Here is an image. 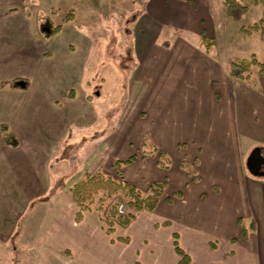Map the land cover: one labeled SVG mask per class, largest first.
I'll return each mask as SVG.
<instances>
[{"label": "crops", "instance_id": "1", "mask_svg": "<svg viewBox=\"0 0 264 264\" xmlns=\"http://www.w3.org/2000/svg\"><path fill=\"white\" fill-rule=\"evenodd\" d=\"M45 3L0 0V133L7 126L20 139L17 147L0 143V221L9 189L11 196L33 192L36 196L28 198L26 206L35 200L31 209L38 202L45 207L32 219L34 249L59 256L66 264H179L176 239L189 254V264H264V179H258L264 175V165L262 174L252 173L247 166L255 148H261L264 155V81L259 89L185 90L178 83L173 85L176 74L163 72V90H159L160 94L163 91V155L167 156L174 146L182 148L185 156L176 160V166H180L176 177H172L173 168L164 169L165 190L158 206L154 210L133 209L130 223L123 225L129 230L127 235L116 237L89 213L84 212L83 219L76 220L80 208L71 188L87 173L101 172L100 168L82 170L75 179L65 181V188H57L62 165L83 149V140L74 141L72 131L84 121L86 107L92 102L90 91L79 94L77 87L84 80L93 36L82 26L73 25L76 12L70 8L72 5L67 7L72 9V19L65 20V16L58 23L61 29L52 37L45 36L42 17L47 16L57 25L55 15L60 7L57 2L48 4L50 8ZM82 5L86 15H103V0H85ZM150 5L132 22L136 65L158 59L163 63V41L158 40L163 20L187 27L183 18H163V2L158 1L154 9ZM170 15H176L175 11ZM142 21L144 30L140 29ZM164 43L172 52L178 47L173 49L171 43ZM188 44L180 48L187 49ZM213 46L210 50L206 47V51L211 52ZM175 55L167 57V67L179 60L173 58ZM23 78L29 81L27 88L10 84ZM223 94L227 98L221 100ZM184 95L190 97L191 119L181 120L176 114L170 120L174 99L169 97ZM120 126L118 120L111 131ZM105 133L94 137L101 139ZM67 143L74 144L69 156L58 159ZM184 163L191 169L181 170ZM123 174L145 194L158 181H140L138 174L127 169ZM168 187L172 194L167 193ZM51 191L54 194L50 200L37 201ZM15 233L11 243L14 249L22 239V230ZM13 234L7 240L11 241ZM1 257L0 252V264Z\"/></svg>", "mask_w": 264, "mask_h": 264}, {"label": "rangeland", "instance_id": "2", "mask_svg": "<svg viewBox=\"0 0 264 264\" xmlns=\"http://www.w3.org/2000/svg\"><path fill=\"white\" fill-rule=\"evenodd\" d=\"M158 1L163 2V18L177 20L183 18L187 27L181 28L163 20V32L158 38L160 42L163 41V63L158 59L149 64L141 61L142 64L136 65L137 58L132 49V22L151 3L150 6L154 9ZM54 2L60 6L57 8L58 14L55 15L56 24L61 23L73 7L76 12L73 25L82 26L93 36V39L90 38L92 42L89 45L84 80L81 81V87H77L79 94L86 90L90 91L89 99L92 102L86 107L84 123L76 125L72 131L74 141L83 140V149L78 150L75 157L67 160L61 167L62 171L58 178L62 177L67 182L75 179V175L80 171L89 172L95 168H100L101 172L94 173L118 179H121V175L117 172L127 169V172H135L138 174L137 177L141 178L140 181L145 182L149 180L163 182L165 170L173 168L172 177H176L175 173H178L176 170L180 167L176 166V160L184 157L185 152L182 148L176 149L171 146L169 149L171 154L163 155V91L162 94L159 92L163 90V72L176 74L177 79L172 80L173 85L178 83L177 85L185 90L195 87H209L211 90L218 88L221 91L246 87L259 89L264 81L258 73L257 65L253 66L249 78H233L229 73L232 60L250 58L252 54L258 60H264V40L261 39L260 32L246 34L241 29L242 26L252 25L264 18L262 4L250 5L248 12L240 20H236L227 13L224 0H103V7L99 6L103 12L101 17H92L84 13L82 4L85 0H79L80 3L77 0H46L45 4L50 8L48 4L55 5ZM69 5L72 6L67 9ZM173 11L176 15L171 16ZM140 29L144 30L143 21L140 22ZM203 33L215 42L211 52L206 51V46L202 44ZM113 35L116 36L112 37ZM166 41L173 45V49L178 46L174 52L172 49H166L168 45L164 43ZM183 43H189V47L180 48ZM153 50L157 51L155 48ZM171 55H175L173 58L179 60L167 67L164 63ZM169 67L172 69L167 71L166 68ZM169 98L174 99L172 105L174 111L170 115V120H173L176 114L181 120H186L187 117L191 119L189 95ZM226 98L227 96L223 94L221 100ZM160 110L162 113L158 115ZM118 120L122 126L111 131L113 124ZM97 131L106 132L105 136L95 139ZM167 138L166 136L165 140ZM261 146L264 148V145ZM96 149L98 152L95 153ZM249 153L246 154L247 157ZM129 158L132 159L130 164L123 162ZM117 161H120V164ZM183 169L190 170L191 165L184 163L181 166V170ZM258 179H264V175ZM8 192L7 206L1 209L3 216V220L0 221L1 264H16L19 258H21L19 264H66L59 256L51 255L48 251L43 253L45 250L34 249L30 237L32 219L38 216L42 208L45 209L39 202L33 209L31 204L26 206L27 199L35 197L36 193L21 192L22 195L18 193L11 196V189ZM167 193L172 194L171 187L167 188ZM102 197L101 192L91 202L87 201L91 209L85 212L107 229L109 212L113 205L118 203V197L111 199ZM128 201L129 199L125 197L120 202L126 205V215L131 214L133 210ZM249 225L247 221L248 229ZM18 230H22V239H19L17 248L14 249L12 242L6 237ZM128 231L126 226L115 223L114 236H125Z\"/></svg>", "mask_w": 264, "mask_h": 264}, {"label": "trees", "instance_id": "3", "mask_svg": "<svg viewBox=\"0 0 264 264\" xmlns=\"http://www.w3.org/2000/svg\"><path fill=\"white\" fill-rule=\"evenodd\" d=\"M227 8V13L236 20H240L242 16L248 12L250 5H264V0H248V2H242L240 0H224ZM72 12H69L65 20L72 19ZM49 23V24H48ZM61 24H53V22L47 17H42V27L41 30L47 37H52L55 35L60 29ZM246 34H251L253 31H259L261 34V39L264 40V18L259 19L254 24L249 26H242L241 28ZM202 42L206 45L207 50L215 44L213 40L208 39V37L203 33L202 34ZM258 66V73L261 77H264V60H258V58L252 54L250 58L245 59H236L232 60L230 63V75L233 78L245 79L249 78L251 74V70L253 66ZM10 84L14 87H22L27 88L29 86V81L25 78L16 79L11 81ZM99 133V132H98ZM95 133V134H98ZM3 141L6 145L11 147H17L20 145L19 137L9 130L7 126H3L0 133V143ZM74 144L67 143L64 146V149L58 159L67 158L70 154L71 149ZM132 159L129 158L124 160L123 162L129 163ZM118 163L120 161H117ZM120 164V163H119ZM121 175V179L116 177L107 176L102 173H87L85 177L76 183L71 188V193L79 205V211L76 216L77 221H81L84 217L85 211H90V204L88 205L86 202L92 201L96 195L102 192L103 199H111L114 197H118V203H115L112 207V210L109 212L108 216V228L106 229L109 234H112L115 230V223H119L121 225H128L133 217L132 214L120 215L118 212L119 203L126 197L129 199V205L136 210L147 209L154 210L165 190L164 182H155L151 185L149 192L144 194L135 184L127 181L124 178V174L122 171L117 172ZM66 182L64 178H61L57 188H65ZM54 191L49 192L45 196L39 197L37 199L41 201H48L53 196ZM171 200V198H169ZM35 200L32 201L31 204H34ZM17 233H14L11 237V242L14 244V240ZM243 237H246V228L242 229ZM124 240H128L127 237H122ZM175 249L177 254L181 257L179 264H189L190 256L189 254L183 250L179 244L177 239L175 240ZM135 264H141L136 262Z\"/></svg>", "mask_w": 264, "mask_h": 264}, {"label": "water", "instance_id": "4", "mask_svg": "<svg viewBox=\"0 0 264 264\" xmlns=\"http://www.w3.org/2000/svg\"><path fill=\"white\" fill-rule=\"evenodd\" d=\"M264 165V155L261 148H255L247 159V166L254 174H262L260 169Z\"/></svg>", "mask_w": 264, "mask_h": 264}, {"label": "built area", "instance_id": "5", "mask_svg": "<svg viewBox=\"0 0 264 264\" xmlns=\"http://www.w3.org/2000/svg\"><path fill=\"white\" fill-rule=\"evenodd\" d=\"M118 212L120 215H126V205L125 203H120L118 205Z\"/></svg>", "mask_w": 264, "mask_h": 264}]
</instances>
